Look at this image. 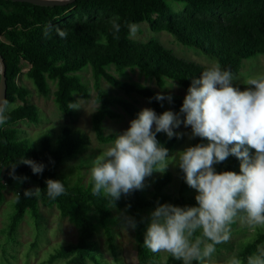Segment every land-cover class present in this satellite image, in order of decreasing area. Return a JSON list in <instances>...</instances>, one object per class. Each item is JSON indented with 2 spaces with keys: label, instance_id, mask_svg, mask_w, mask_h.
I'll use <instances>...</instances> for the list:
<instances>
[{
  "label": "trees",
  "instance_id": "16d2710c",
  "mask_svg": "<svg viewBox=\"0 0 264 264\" xmlns=\"http://www.w3.org/2000/svg\"><path fill=\"white\" fill-rule=\"evenodd\" d=\"M113 22L121 24L118 39L113 35ZM129 22H146L154 33L171 34L183 46L219 62L234 76L241 73L245 61L264 56V0H77L73 4L57 7L0 0V56L6 65L7 100L12 105L19 100L23 102V105H17L7 112L6 122L0 125V206L5 203L7 187L19 181L13 178L14 165L23 157L46 165L42 174H33L31 167L24 164H18L15 168V176L28 179L20 180L21 186L15 194L14 210L4 229L6 243L13 246L18 228L27 215L40 230L43 219L41 204L57 207L61 215L68 218L79 231L76 243L60 247L41 264H56L61 260L64 264H101L94 241L100 230L105 233L109 251L118 259L112 209L126 212L138 223L135 229L138 264H159L156 253L144 246L148 221L140 215L141 210L164 203L180 207L197 204V193L174 197L165 192L173 179L171 172L162 175L154 172L146 177L142 189L123 195L114 205L103 194L93 195L92 180L88 185L80 182L72 184L68 176L58 172L64 163L87 151V135L64 128L55 144L47 135L39 146H35L22 138V132L17 128L22 122H40L39 109L28 104L30 93L17 83L23 63L30 66L27 77L43 96L47 97L51 92L50 81L57 84L55 103L66 116L73 115L78 96L90 98V87L84 83L81 73L87 68L92 70L99 103L92 123L101 143L115 140L113 135L105 136L103 132L105 120L119 118L113 112V107L120 106L134 119L142 111L135 104L109 94L102 87L103 80L127 95H138L149 102L158 94L140 83L118 80L108 72L109 68H116L122 75L129 69H138L147 77L157 79L160 86L170 80L186 91L192 79L200 78L208 68L178 58L158 41H132L127 27ZM56 27L68 31L66 39L56 35ZM46 29L50 31L48 38L44 36ZM172 97L171 103L151 99L150 104L158 114L167 111V107L180 112L184 98ZM183 138L184 135L169 139L165 133L157 134L158 141L169 149L170 155L182 146ZM205 140L198 138L195 144L205 143ZM216 167L219 172L239 173L240 160L230 155ZM178 172L183 179L184 174L179 168ZM48 179L63 181L66 194L56 199L48 197ZM151 182L153 190L149 192L146 189ZM183 183L185 188L189 187L184 179ZM36 188L41 190L38 195H24L26 190ZM195 236H202V232L197 231ZM262 245L264 232L258 233L233 258L247 264V258L258 253ZM216 249L220 250L219 244ZM6 255V251H3L7 259ZM232 259L227 264H231ZM167 264L182 262L168 253Z\"/></svg>",
  "mask_w": 264,
  "mask_h": 264
},
{
  "label": "clouds",
  "instance_id": "9594fccd",
  "mask_svg": "<svg viewBox=\"0 0 264 264\" xmlns=\"http://www.w3.org/2000/svg\"><path fill=\"white\" fill-rule=\"evenodd\" d=\"M113 35L119 38L121 24L113 22ZM129 37L139 31L134 22L127 24ZM55 33L66 39L68 31L56 27ZM48 38L50 31L45 30ZM230 70L219 62L213 63L193 78L179 113L172 110L158 114L144 108L130 127L118 135L112 147L96 158L91 168L92 193L103 194L115 205L123 195L144 187L146 177L163 173L169 164H175L184 174L188 186L197 191L195 206L158 204L150 213L144 237V246L153 253H171L182 264L202 262L216 250V245L229 239L228 226L241 213L248 223L264 226V76L246 81L247 87H235ZM177 87L176 83L174 88ZM156 101H173L171 95L158 93ZM163 106V105H162ZM13 105L0 96V125L6 122V113ZM181 125L191 128L190 139H206L207 143L189 146L175 155L157 139L165 133L169 139L182 138L177 132ZM255 149V152L252 150ZM240 160V172H219L216 165L229 156ZM18 164L31 167L33 174H42L44 163L23 157ZM12 167L13 178L17 177ZM47 195L52 199L66 194L61 180L48 179ZM40 189L26 190L24 195H38ZM135 218L128 217L125 229L135 230ZM202 230V236H195ZM195 237V239H193ZM231 264H242L233 258ZM247 264H264V248L247 258Z\"/></svg>",
  "mask_w": 264,
  "mask_h": 264
},
{
  "label": "rangeland",
  "instance_id": "374dc122",
  "mask_svg": "<svg viewBox=\"0 0 264 264\" xmlns=\"http://www.w3.org/2000/svg\"><path fill=\"white\" fill-rule=\"evenodd\" d=\"M137 35L132 39L134 42L147 43L152 40L160 42L168 50L172 51L178 58L188 62L199 64L205 67L211 66L216 61L206 55L185 47L169 33H154L151 31L149 24L140 23ZM30 66L23 63L22 73L17 79L19 86L27 90L30 95L27 98L28 104L35 105L39 109L40 122L30 123L22 122L17 128L22 132L21 137L26 138L31 144L39 146L42 138L49 135L52 143L57 141L64 128L71 129L76 132H82L89 138V147L87 151L80 157L67 161L59 169V174H64L70 178L72 184L80 182L82 185H88L92 180L91 168L94 166L96 158L103 154L113 146L111 143H101L96 136L93 128V117L99 110L97 101V92L94 89V78L91 69H85L82 73L84 83L90 87V98L83 99L78 96V105L74 109L72 116H66L61 113L55 103V92L57 84L50 81V94L45 97L40 94L33 82L27 77ZM1 72V70H0ZM108 72L114 75L118 80L125 82H136L151 88L157 93H163L171 96L185 98L187 91L175 81L166 80L163 86L155 78L147 77L138 69H129L123 75L116 68L111 67ZM264 76V56H258L244 62L243 69L239 75L234 76L233 82L235 87L245 90L248 85L246 81L254 77ZM176 83L177 87L171 88ZM102 87L111 95L123 99L127 102L135 104L138 108H152L150 102L138 95H127L125 92L112 87L105 80L102 81ZM23 105L22 101L13 104V107ZM11 107V108H13ZM153 109V108H152ZM172 110L170 108H166ZM113 112L119 115L117 119H107L103 124V132L105 136L113 135L115 138L123 134L130 127L131 118L120 106L112 108ZM175 113H179L172 110ZM177 132L184 133L182 146L179 147L172 155L183 151L189 146H194L197 138L190 139L191 128H184L183 125ZM208 141L205 140V143ZM255 152V149L253 150ZM165 172H171L173 175L172 182L166 187L165 192L177 197L181 194L192 196L197 193L193 188L184 187L183 179L178 172L175 164H169ZM158 173L157 175H162ZM21 186L20 180L14 186L7 187L5 194V203L0 206V264H41L46 260L50 253L55 252L62 246H67L78 241L79 231L74 224L64 218L57 207H45L40 205V213L43 217L40 222V230L35 226L32 218L27 215L20 227L18 228L16 242L13 246L6 243V235L4 229L9 222V217L14 210L15 194ZM32 188V187H31ZM147 191L153 190L152 182L147 185ZM149 195V193H147ZM158 204L141 210L140 215L145 218L148 223L150 213L155 210ZM114 215V223L112 228L115 233L116 246L118 251V259H115L109 251L107 239L103 230H100L94 239L96 243L95 249L101 264H138L137 245L135 240V230L125 229L126 218L130 217L126 212L112 209ZM202 232V230H198ZM229 239L219 243L220 250L217 249L210 256L204 259L202 264H227L233 257L238 256L244 246L254 240L258 233L264 232V226H253L248 223L246 214L239 215L228 226ZM264 248V245L261 246ZM6 251L7 259L3 256ZM159 264H167L168 252H160L155 254ZM56 264H64V261H58ZM92 264V263H91Z\"/></svg>",
  "mask_w": 264,
  "mask_h": 264
},
{
  "label": "water",
  "instance_id": "95a60500",
  "mask_svg": "<svg viewBox=\"0 0 264 264\" xmlns=\"http://www.w3.org/2000/svg\"><path fill=\"white\" fill-rule=\"evenodd\" d=\"M19 3H28L32 5L42 6V7H57V6H67L69 4L75 3L77 0H9ZM0 96L7 99V78H6V65L3 58L0 56Z\"/></svg>",
  "mask_w": 264,
  "mask_h": 264
}]
</instances>
